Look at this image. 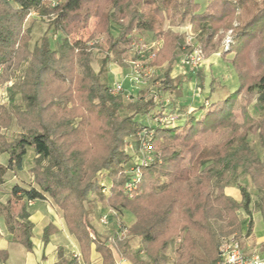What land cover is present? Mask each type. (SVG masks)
I'll return each mask as SVG.
<instances>
[{
  "label": "trees",
  "instance_id": "1",
  "mask_svg": "<svg viewBox=\"0 0 264 264\" xmlns=\"http://www.w3.org/2000/svg\"><path fill=\"white\" fill-rule=\"evenodd\" d=\"M205 1L201 8L197 0H62L55 6L44 0H0V85L7 89L0 100V153L7 154L6 163L0 162V184L6 171L21 170L29 162L36 185H14L10 197L0 202V215L14 242L30 250L33 227L23 204L18 211L14 204L44 199L45 194L61 209L80 250L59 264H87L92 251L100 254L101 264H119V257L132 264H217L223 240L241 230L240 209L247 217L244 236L252 234L253 208L264 221V159L248 139L257 133L264 146V0ZM32 10L48 18L36 44L24 27ZM92 17L98 22L89 41L74 38ZM165 21L193 24L206 56L231 30L234 41L222 56L233 53L225 60L238 81L224 97L203 102L199 115L190 111L167 126L155 123L166 109H155L152 98L138 92L126 102L124 93L111 92L108 65L127 67L129 55L139 58L128 53L132 43L139 35L160 31ZM162 33L163 47L153 59L155 64L167 63L160 89L179 96L182 80L170 71L180 36ZM49 34L58 39L53 47ZM91 49L102 55L98 70L91 66ZM204 78L200 70V89ZM240 93L255 94V113L237 130L232 109ZM10 126L17 130L7 138L3 129ZM143 128L150 132L153 157L140 166L137 187L128 197L124 184L139 156L141 138H146ZM98 173L105 182L97 180ZM228 185L238 188L239 201L225 194ZM90 194L105 204L100 214L115 211L108 236L87 219ZM124 214L130 217L128 225L121 219ZM116 220L127 227L126 236L110 242ZM49 234L47 226L44 242ZM133 237L139 238L145 258L130 250ZM175 241L176 258L170 263L166 250Z\"/></svg>",
  "mask_w": 264,
  "mask_h": 264
},
{
  "label": "rangeland",
  "instance_id": "2",
  "mask_svg": "<svg viewBox=\"0 0 264 264\" xmlns=\"http://www.w3.org/2000/svg\"><path fill=\"white\" fill-rule=\"evenodd\" d=\"M201 8L206 4L205 0H197ZM48 18L47 16H42L38 11H30L28 16L25 19L24 27H29L31 34V44H36L39 41V38L43 31L46 29ZM97 17H92L89 20L88 26L78 31L74 38H81L82 40H88V37L92 33L95 25L97 24ZM163 31H170L178 33L180 36L179 46L176 48V59L171 68L170 75L171 77H176L182 80L181 83V94L176 96L174 93L171 95L168 92H165L160 89V84L163 79V73L167 66V63L162 64L153 63V59L157 52H159L164 44ZM113 33H115L113 31ZM199 30L190 22L184 21L176 25L169 21H165L162 29L154 32H147L142 35H139L137 43L139 45L140 57L136 58L134 61L137 64L136 73L138 77V82L129 80V77L133 73V65H131V56L127 61L128 66L123 67V72L121 73L122 87L124 88L123 93L125 96V101L127 102V95L131 93L134 97L138 96L140 92L141 96H144L145 99L152 98L156 103L155 109H166L167 112H171L174 115L181 116V118L190 111H196L195 114L199 115L202 111L201 105L206 100L208 103L213 99H219L224 97L228 92L237 88L238 81L236 74L225 59H230L233 56V53H228L225 55V59L222 54L229 50L230 42L234 41L233 32L227 30L220 41L214 42L215 50L211 52L208 56L204 54V51L199 44ZM49 39L53 47V43L57 41V37H54L52 34H49ZM200 51V60L194 63H185L183 61L184 57L187 56L191 51L195 50ZM135 52L130 49L129 54ZM101 54L96 49H91V66L94 70H98L100 65ZM109 68L115 67L117 65L115 62H110ZM119 66V65H118ZM202 71L205 75L204 78V87L203 89L198 88L196 75L199 71ZM77 72L80 71V67L77 65ZM213 81V82H211ZM116 82H112V85ZM7 85H10L8 83ZM6 85H0V100L3 101L7 96ZM210 87L213 88V91H210ZM17 99V98H16ZM255 94L248 96L243 93H240L236 98L235 104L232 109L233 113V127L237 130H242L248 121L246 117L248 115L254 114V104H255ZM164 105L166 108L161 107ZM153 109L152 111H154ZM171 109V110H169ZM169 110V111H168ZM158 111V110H157ZM144 122H149V116H138ZM177 122V121H176ZM17 128L15 126H10L9 128L3 129V132L10 138L14 133H16ZM248 139L251 143V146L258 149L262 159H264V147L260 145L258 141V135L249 134ZM32 153L29 152L26 159L30 160ZM0 161L6 163L5 158L0 155ZM28 169H30L31 163L26 162L25 164ZM24 179L28 181H33V174L30 170L23 172L21 175ZM102 174H97V180L101 178ZM30 177H32L31 180ZM102 179V178H101ZM100 182H105L104 179ZM251 192L254 193V189L250 188ZM50 197V196H49ZM252 198H255V195L252 194ZM86 205L88 207L87 219L90 221L93 228L96 229L98 233L105 231L102 228V225L99 223V215L102 209H104V203L97 200L95 194H90L86 200ZM252 218H253V228L252 231L259 234L264 230V222L261 218V215L254 208L252 209ZM125 225L130 223V217L128 214H124L121 218ZM246 214L240 209L238 211V221L241 225V230L239 234L236 232L231 235L238 236V242L240 244L241 250L244 254L250 255L254 252L259 253L264 257V242H255V238L250 236H244L246 228ZM106 232V231H105ZM171 246V248L169 247ZM167 247L166 253H168V262L172 263L175 258V247L176 241ZM72 246H68V257L72 256L73 253L78 255L76 251L72 250ZM81 264H83L81 262ZM92 264H98V261L95 259L92 261Z\"/></svg>",
  "mask_w": 264,
  "mask_h": 264
},
{
  "label": "crops",
  "instance_id": "3",
  "mask_svg": "<svg viewBox=\"0 0 264 264\" xmlns=\"http://www.w3.org/2000/svg\"><path fill=\"white\" fill-rule=\"evenodd\" d=\"M122 70L123 67L118 65L109 68V80L111 83L122 81L120 80V78L122 79ZM256 151L262 159L259 150L256 149ZM0 155L7 161V154L0 153ZM28 170V167L24 165L21 170H8L4 173L3 182L0 184L1 203H4L10 197V191L14 185H18L22 188H29L31 186L36 187L33 181H28V179H24L21 176L23 172ZM31 179L32 177H30L29 180ZM224 192L237 201L241 199L240 191L235 186H226ZM22 204L28 212L29 220L33 224L31 235L32 248L28 250L22 244L12 240V234L7 230L4 218L0 215V264H59L69 258L68 246H72V250L80 255L78 243L76 239L69 234L61 209L52 202L47 194H45L44 199L21 200L19 203L14 204L15 210L18 211ZM47 226H50V234L46 242H44L43 232ZM102 228L106 231L99 233L102 236H108L111 233L109 227L102 226ZM250 237L255 238V242L262 243L264 242V230L259 234L252 231ZM128 243L131 251H138L139 256L145 258L144 254L139 250L140 240L138 237L131 238ZM169 247L171 248V246ZM73 255L76 254L73 253ZM95 259L98 261V264H101L100 254L96 251H92L90 262L87 264H92V261ZM118 263L132 264L123 257L118 258Z\"/></svg>",
  "mask_w": 264,
  "mask_h": 264
},
{
  "label": "built area",
  "instance_id": "4",
  "mask_svg": "<svg viewBox=\"0 0 264 264\" xmlns=\"http://www.w3.org/2000/svg\"><path fill=\"white\" fill-rule=\"evenodd\" d=\"M50 6H55L59 4L62 0H44ZM139 45L137 42L132 43V51H135L138 55L140 53ZM200 51L193 50L187 56L184 57L183 61L185 63H194L200 60ZM133 59L131 61V65H133V73L132 76L129 77V80L134 82H138V77L136 73L137 64ZM124 88L122 87L121 82H116L111 87V92L123 93ZM127 99H131L134 97L131 93L127 96ZM209 103L205 100L204 105H208ZM179 116L174 115L171 112L164 111L162 114L158 115L154 120L155 123L161 125H174L178 120ZM142 132L145 134L146 138L143 136L141 138V145L139 147V156L135 159V166H131L129 169L130 178L124 184V189L128 197H131L137 187V183L140 178V166L146 165L153 157V152L149 144V136L150 132L147 131V128H143ZM103 185V183H102ZM102 192L106 193L107 188L103 186ZM114 214L115 211L112 209L103 212L99 216V223L102 226L108 227L110 221V214ZM116 230L115 232L109 236L108 240L110 242H115V240H120L126 236L127 227L120 220H116ZM81 264V263H80ZM149 264V263H147ZM217 264H264V257H262L259 253H252L250 255H246L242 252L240 244L234 235L226 237L220 248H219V260Z\"/></svg>",
  "mask_w": 264,
  "mask_h": 264
}]
</instances>
